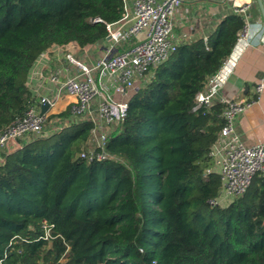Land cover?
<instances>
[{"label": "trees", "instance_id": "obj_1", "mask_svg": "<svg viewBox=\"0 0 264 264\" xmlns=\"http://www.w3.org/2000/svg\"><path fill=\"white\" fill-rule=\"evenodd\" d=\"M123 14L124 0H0V129L38 104L27 82L41 53L102 42L106 23ZM244 24L229 10L150 71L109 136L121 160L79 156L91 129L81 120L6 153L0 264H264V172L242 195L211 205L222 182L204 171L224 104L192 110Z\"/></svg>", "mask_w": 264, "mask_h": 264}, {"label": "built area", "instance_id": "obj_2", "mask_svg": "<svg viewBox=\"0 0 264 264\" xmlns=\"http://www.w3.org/2000/svg\"><path fill=\"white\" fill-rule=\"evenodd\" d=\"M218 1L230 2L233 11L243 16L245 24L231 54L197 93L192 109L210 107L216 100L224 104L221 112L224 124L210 150L211 162L204 171V175L217 172L222 182L220 194L210 200L211 205L242 195L255 175L264 172V142L246 145L236 128L238 116L259 99L263 80L255 86L254 99L218 95L224 84L223 77L232 70L234 53H240L252 41L248 21L252 0ZM184 2L186 0H124L123 16L106 23V40L85 46L71 41L46 49L56 63L46 74V79L55 87L53 94L41 97L23 117L0 129V163L5 154L11 152L13 143L20 139L48 136L80 120L88 121L91 129L87 147L79 156L89 162L121 160L108 149L110 133L121 130L129 99L145 84L146 75L183 41L175 33V13ZM64 97L71 100L55 112L56 103ZM42 104H47L43 112ZM68 108V116L53 117ZM51 229L44 221L45 238L52 237Z\"/></svg>", "mask_w": 264, "mask_h": 264}, {"label": "crops", "instance_id": "obj_3", "mask_svg": "<svg viewBox=\"0 0 264 264\" xmlns=\"http://www.w3.org/2000/svg\"><path fill=\"white\" fill-rule=\"evenodd\" d=\"M211 3L215 5L214 9L210 8L209 4ZM230 8V3L218 0H186L176 10L175 19L179 21L178 28L182 25L183 29L179 32L175 29V33L182 37L183 41L193 35L205 36L223 12ZM202 19H206V22L204 25H199ZM248 21L251 24L252 41L243 47L240 53H234L235 62L232 70L223 77L224 84L218 95L227 98L254 99L256 97L255 86L261 80L264 82V19L256 0H252L248 11ZM55 65L56 63L53 59L51 60L48 51H44L31 67L28 85L38 99L43 96H52L55 87L46 79V74ZM70 100L68 97L59 99L55 110H62ZM236 128L246 145L251 146L264 142V88L259 99L238 116ZM24 141H28V138L13 143L10 151L18 148Z\"/></svg>", "mask_w": 264, "mask_h": 264}, {"label": "rangeland", "instance_id": "obj_4", "mask_svg": "<svg viewBox=\"0 0 264 264\" xmlns=\"http://www.w3.org/2000/svg\"><path fill=\"white\" fill-rule=\"evenodd\" d=\"M228 3H230V2H228ZM231 4V3H230ZM209 6H210V8L211 9H214L213 8V6H215L213 3H211V4H209ZM212 6V7H211ZM211 9H210V11H211ZM229 10H233L232 8H230ZM229 10H225V12H227V11H229ZM225 12H223V14L225 13ZM204 13V12H203ZM175 22H176V27H175V29L177 30V32H179V30L180 31H182V29H183V26L181 25L179 28H178V23H179V21H177L176 19H175ZM206 22V19H202L201 21H200V24L199 25H204V23ZM151 72H149L147 75H146V79H147V81H148V79L151 77ZM47 93V92H46ZM55 112H59V109H57ZM61 117V116H60ZM59 118V117H58ZM228 201H230V200H228V199H225L223 202H221L223 205H225V204H227L228 203Z\"/></svg>", "mask_w": 264, "mask_h": 264}, {"label": "water", "instance_id": "obj_5", "mask_svg": "<svg viewBox=\"0 0 264 264\" xmlns=\"http://www.w3.org/2000/svg\"><path fill=\"white\" fill-rule=\"evenodd\" d=\"M257 4L259 5V8L261 10L263 19H264V0H256ZM47 109V104H42L41 105V111H45Z\"/></svg>", "mask_w": 264, "mask_h": 264}]
</instances>
